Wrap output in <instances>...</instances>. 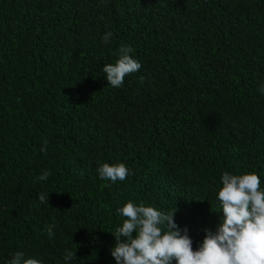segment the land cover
<instances>
[{"label":"trees","instance_id":"1","mask_svg":"<svg viewBox=\"0 0 264 264\" xmlns=\"http://www.w3.org/2000/svg\"><path fill=\"white\" fill-rule=\"evenodd\" d=\"M122 46L141 68L115 88ZM262 88L264 0H0V264H116L128 201L176 207L195 250L225 171L264 190Z\"/></svg>","mask_w":264,"mask_h":264},{"label":"clouds","instance_id":"2","mask_svg":"<svg viewBox=\"0 0 264 264\" xmlns=\"http://www.w3.org/2000/svg\"><path fill=\"white\" fill-rule=\"evenodd\" d=\"M112 36L107 32L105 43ZM131 47L122 46L115 64L103 65L106 80L118 88L124 78L141 68V64L129 53ZM264 92V88L261 89ZM47 142L45 141V144ZM44 152L46 149L41 148ZM124 163H102L98 175L102 179L123 181L128 175ZM50 175L45 170L38 179ZM217 199L221 205L222 219L213 231L205 228L204 238L193 249V241L187 227L181 229L174 220V212H161L152 206L126 202L117 211L123 222L110 232L115 243L110 249L116 264H264V190L260 177L254 172L230 174L225 171L220 177ZM41 203L47 202V193L38 195ZM54 225L48 228L51 237ZM135 233V235H134ZM75 258V250H66L64 259ZM8 264H41L34 258H24L16 252Z\"/></svg>","mask_w":264,"mask_h":264}]
</instances>
